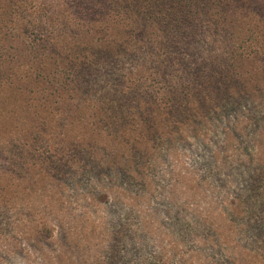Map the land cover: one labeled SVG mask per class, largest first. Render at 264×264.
<instances>
[{"label": "trees", "instance_id": "1", "mask_svg": "<svg viewBox=\"0 0 264 264\" xmlns=\"http://www.w3.org/2000/svg\"><path fill=\"white\" fill-rule=\"evenodd\" d=\"M11 110L25 114L16 125ZM6 113L0 152L16 147L0 168L2 202L17 186L9 172L30 173L34 142L49 148L36 181L67 175L133 211L130 187L138 178L146 190L151 160L197 144L203 173L186 175L189 191L170 202L181 206V240L204 232L202 250L214 247L222 264H264L251 249L264 245V0H0ZM38 226L54 237L50 220ZM197 256L185 262L215 264Z\"/></svg>", "mask_w": 264, "mask_h": 264}, {"label": "rangeland", "instance_id": "2", "mask_svg": "<svg viewBox=\"0 0 264 264\" xmlns=\"http://www.w3.org/2000/svg\"><path fill=\"white\" fill-rule=\"evenodd\" d=\"M9 114L14 117L7 123L12 122L13 125L25 115L12 110ZM9 114H0V119ZM29 142L30 139L24 140L23 144ZM14 143L3 146L7 149L4 151L6 157L0 152V168L3 170L7 169V160L16 147ZM26 149L28 163L25 166L31 168L30 173L19 172L21 168L16 165L17 173L12 175L9 172L12 180L17 182L16 189L11 191L14 198L7 203L0 200V212L6 215L0 220V233L4 239L0 248V264H162L164 261L189 264L185 260L201 252L203 255L197 256L200 260L208 259L211 263L215 260V264H222L225 260L220 254V257H213L212 246L202 250L199 239L207 237L204 232L195 233L187 242L181 240L185 231L184 226H178L181 206L173 209L170 204L173 200L180 204L189 191L191 179H186V175L201 177L203 173L205 160L197 144L188 146L180 143L179 147H171V150L168 147L166 154H159V158L151 160L145 173L146 190L137 184L138 178L129 190L134 198L135 211L124 208L115 194L112 201H104L86 181L81 184L77 181L75 186L67 175L60 174L57 179L59 186H54L48 177L44 181H36L41 175L39 164L42 159L39 156L49 148L34 142ZM46 168L53 179L58 177L48 165ZM194 185L192 182L191 187ZM50 201L58 206L51 205ZM205 204V198L201 196L198 206L204 208ZM129 212L133 214L129 215ZM43 218L52 222L55 229L53 238L37 235L38 224ZM171 227H176L175 231ZM147 232L152 234L153 241L145 239ZM214 243L216 241L210 245ZM175 244L181 246L176 248ZM251 249L259 251L260 258L264 257L263 244L254 242ZM204 252L209 256L204 258ZM234 260L239 261L237 257Z\"/></svg>", "mask_w": 264, "mask_h": 264}]
</instances>
